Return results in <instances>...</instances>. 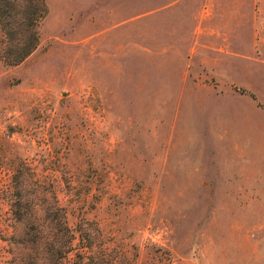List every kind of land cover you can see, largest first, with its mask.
<instances>
[{"label":"rangeland","instance_id":"1","mask_svg":"<svg viewBox=\"0 0 264 264\" xmlns=\"http://www.w3.org/2000/svg\"><path fill=\"white\" fill-rule=\"evenodd\" d=\"M44 2L0 59V264H264V0Z\"/></svg>","mask_w":264,"mask_h":264},{"label":"trees","instance_id":"2","mask_svg":"<svg viewBox=\"0 0 264 264\" xmlns=\"http://www.w3.org/2000/svg\"><path fill=\"white\" fill-rule=\"evenodd\" d=\"M45 15L44 0H0V30L5 39L1 61L17 66L33 52L38 44L36 28ZM51 264L67 263L63 258Z\"/></svg>","mask_w":264,"mask_h":264}]
</instances>
